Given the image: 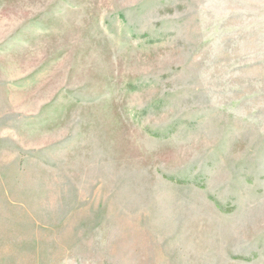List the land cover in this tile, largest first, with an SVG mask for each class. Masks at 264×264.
Listing matches in <instances>:
<instances>
[{
    "label": "rangeland",
    "instance_id": "obj_1",
    "mask_svg": "<svg viewBox=\"0 0 264 264\" xmlns=\"http://www.w3.org/2000/svg\"><path fill=\"white\" fill-rule=\"evenodd\" d=\"M0 264H264V0H0Z\"/></svg>",
    "mask_w": 264,
    "mask_h": 264
}]
</instances>
